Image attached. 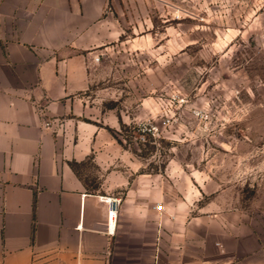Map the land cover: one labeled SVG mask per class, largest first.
Masks as SVG:
<instances>
[{
	"label": "rangeland",
	"instance_id": "1",
	"mask_svg": "<svg viewBox=\"0 0 264 264\" xmlns=\"http://www.w3.org/2000/svg\"><path fill=\"white\" fill-rule=\"evenodd\" d=\"M116 17L90 94L132 173L164 182L166 264H264V0H118Z\"/></svg>",
	"mask_w": 264,
	"mask_h": 264
},
{
	"label": "crops",
	"instance_id": "2",
	"mask_svg": "<svg viewBox=\"0 0 264 264\" xmlns=\"http://www.w3.org/2000/svg\"><path fill=\"white\" fill-rule=\"evenodd\" d=\"M117 2L0 0V264H166L181 231L168 234L164 182L132 173L90 94L121 36ZM89 156L94 188L75 169ZM237 229L241 254L252 234Z\"/></svg>",
	"mask_w": 264,
	"mask_h": 264
},
{
	"label": "built area",
	"instance_id": "3",
	"mask_svg": "<svg viewBox=\"0 0 264 264\" xmlns=\"http://www.w3.org/2000/svg\"><path fill=\"white\" fill-rule=\"evenodd\" d=\"M97 60L99 59V57H97L96 58ZM49 125V124H48ZM104 199L106 200V201H108V202H110V203H112L113 201H116L117 199H113V198H107V197H105L104 196ZM156 209L158 210V211H163V209H164V207H163V205L161 204V203H158L157 205H156ZM116 215H117V210H111L110 211V213H109V219H110V221L112 222V220H113V216L114 217H116Z\"/></svg>",
	"mask_w": 264,
	"mask_h": 264
}]
</instances>
